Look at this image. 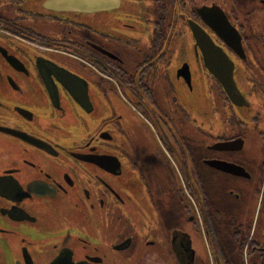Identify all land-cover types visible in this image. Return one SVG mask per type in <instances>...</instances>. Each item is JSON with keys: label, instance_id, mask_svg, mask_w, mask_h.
<instances>
[{"label": "flooded vegetation", "instance_id": "1", "mask_svg": "<svg viewBox=\"0 0 264 264\" xmlns=\"http://www.w3.org/2000/svg\"><path fill=\"white\" fill-rule=\"evenodd\" d=\"M221 1L0 0V264H264V0ZM213 6L239 52L201 17ZM201 75L210 133L185 104Z\"/></svg>", "mask_w": 264, "mask_h": 264}, {"label": "water", "instance_id": "2", "mask_svg": "<svg viewBox=\"0 0 264 264\" xmlns=\"http://www.w3.org/2000/svg\"><path fill=\"white\" fill-rule=\"evenodd\" d=\"M68 7H73L76 10H81L87 7L89 0H67ZM90 6V4H88ZM204 21L212 28L215 29L219 37L228 43L234 50L239 52L241 49L240 35L237 30L229 23L224 12L218 7L211 8L203 7L199 11ZM193 32L197 39L200 40L202 49L203 60L206 68L216 75L225 88V91L232 102L237 106L245 104L246 100L237 88L233 79V64L227 55L215 44L209 35L201 28L195 27ZM242 140H235L229 143H221L220 149L234 150L242 148ZM239 145V146H238ZM215 148V147H214ZM208 164L224 171L241 174L240 167L228 163H220L208 161ZM0 196H3L0 194Z\"/></svg>", "mask_w": 264, "mask_h": 264}, {"label": "rangeland", "instance_id": "3", "mask_svg": "<svg viewBox=\"0 0 264 264\" xmlns=\"http://www.w3.org/2000/svg\"><path fill=\"white\" fill-rule=\"evenodd\" d=\"M202 1V0H201ZM210 2L212 0H206ZM217 2H221V0H214ZM258 14L256 18H258ZM195 90L193 95L190 98L185 99L186 106L195 107L194 111L199 115L200 123L202 125V131L206 133H210V129H214L211 118L213 116V110L211 106V97L207 88L206 78L201 75L199 78L195 79ZM258 147V143L256 140H252L251 138H247L246 144L244 147V152L252 153L253 150H256ZM251 203V202H250ZM252 204V203H251ZM251 204L247 205V210L250 209ZM243 215L247 217L248 212L246 211Z\"/></svg>", "mask_w": 264, "mask_h": 264}]
</instances>
